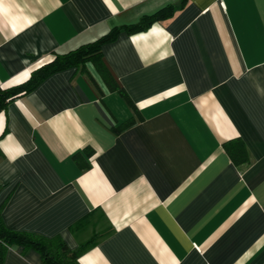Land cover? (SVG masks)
<instances>
[{"label": "crops", "instance_id": "0c3cea01", "mask_svg": "<svg viewBox=\"0 0 264 264\" xmlns=\"http://www.w3.org/2000/svg\"><path fill=\"white\" fill-rule=\"evenodd\" d=\"M169 4L101 45L134 107L87 62L0 110L1 217L93 240L79 264H264V0H0V88ZM1 264L43 261L14 242Z\"/></svg>", "mask_w": 264, "mask_h": 264}, {"label": "trees", "instance_id": "16d2710c", "mask_svg": "<svg viewBox=\"0 0 264 264\" xmlns=\"http://www.w3.org/2000/svg\"><path fill=\"white\" fill-rule=\"evenodd\" d=\"M174 11L175 6L169 4L149 15H143L136 23L114 27L93 41L81 44L65 53L55 54L50 61L34 69L26 80L6 88H0V110L4 109L13 98L26 94L34 89L47 74L69 66L83 67L87 62L93 65L109 90L117 91L124 96L131 107H134L124 89L118 84L104 63L101 45L104 41L114 38L121 29H126L128 32L143 29L153 21L171 16ZM133 121L134 117L131 116L112 129L115 132H119ZM223 147L235 165L249 163V152L241 138L233 137L227 139L223 142ZM91 152V149L86 150L87 154H91ZM76 155L74 154L73 156L75 157ZM14 242L21 244L23 249L32 247L37 250L42 257L43 264H79L77 260L78 256L86 247L93 243V240H88L77 248L70 249L59 236L46 238L34 233L10 229L3 222L0 207V264L6 248Z\"/></svg>", "mask_w": 264, "mask_h": 264}]
</instances>
